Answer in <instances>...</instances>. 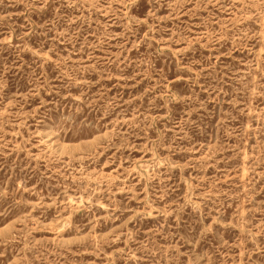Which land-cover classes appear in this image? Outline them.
<instances>
[{
    "label": "rangeland",
    "instance_id": "obj_1",
    "mask_svg": "<svg viewBox=\"0 0 264 264\" xmlns=\"http://www.w3.org/2000/svg\"><path fill=\"white\" fill-rule=\"evenodd\" d=\"M0 264H264V0H0Z\"/></svg>",
    "mask_w": 264,
    "mask_h": 264
}]
</instances>
